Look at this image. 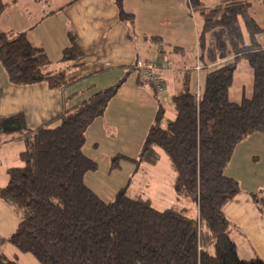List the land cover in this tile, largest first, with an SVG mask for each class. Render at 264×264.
<instances>
[{
    "label": "trees",
    "instance_id": "obj_1",
    "mask_svg": "<svg viewBox=\"0 0 264 264\" xmlns=\"http://www.w3.org/2000/svg\"><path fill=\"white\" fill-rule=\"evenodd\" d=\"M190 1L203 17L202 49L207 34L222 27L234 56L207 71L199 88H191L189 75L184 76L183 89L171 99L176 116L166 117L161 104L138 157L117 153L111 169L129 158L146 170L163 150L177 175L176 190L197 203L198 213L188 215L173 205L157 208L144 192L129 189L131 183L114 200L86 183V172L98 168L83 150L86 130L104 114L125 76L36 127L26 124L22 112L0 116V135L17 131L25 141L23 165L9 167L8 182L0 185V198L21 213L9 240L41 264H264L261 256L240 255L223 210L240 190L239 181L226 173L236 146L249 134L264 132L262 26L250 0H223L211 8L202 0ZM116 3L120 18L133 22L123 0ZM7 4L0 0V13ZM82 53L73 39L60 61ZM241 57L252 67L253 88L250 96L234 101L229 89ZM0 62L15 84L46 82L51 89H64L78 79L69 75V67H53L24 31L0 30ZM260 208L264 214L262 199ZM0 264L22 263L0 252Z\"/></svg>",
    "mask_w": 264,
    "mask_h": 264
},
{
    "label": "crops",
    "instance_id": "obj_2",
    "mask_svg": "<svg viewBox=\"0 0 264 264\" xmlns=\"http://www.w3.org/2000/svg\"><path fill=\"white\" fill-rule=\"evenodd\" d=\"M6 1L8 4L0 13V30L24 31L34 45L46 51L53 67H69V75L78 79L64 89H51L46 82L15 84L8 80L0 62V116L22 112L26 124L36 127L53 119L66 107L126 77L104 114L86 130L83 150L98 162V167L101 161L110 165L112 156L117 153L133 157L130 151L144 143L161 104L166 117L176 116L171 99L183 89L184 76L189 75L190 83L195 78L199 88L207 71L234 56L222 27L207 34L202 49L199 33L203 17L190 0H123L125 10L133 14V22L120 18L116 0ZM202 1L208 8L225 3L223 0ZM250 1L251 12L262 26L258 39L264 49V0ZM73 39L83 53L75 60L60 61ZM138 59L162 65L159 73L164 81L163 92L156 91L135 67ZM244 59L248 61L245 57L239 59L229 89V97L234 101L252 94L253 71L249 61L246 63ZM239 75H246V82L236 85ZM233 90L237 91L234 96ZM24 147L25 141L17 131L0 135L2 183L8 182L9 167L23 165L20 152ZM160 151L162 158L165 152ZM160 160L147 167L154 183L159 181L156 166ZM226 173L234 176L240 185L239 192L223 206L238 251L240 245L247 255L243 257L264 258L263 206L260 208L261 199L264 200V132H253L236 146ZM3 201L0 198V204Z\"/></svg>",
    "mask_w": 264,
    "mask_h": 264
},
{
    "label": "rangeland",
    "instance_id": "obj_3",
    "mask_svg": "<svg viewBox=\"0 0 264 264\" xmlns=\"http://www.w3.org/2000/svg\"><path fill=\"white\" fill-rule=\"evenodd\" d=\"M244 61L248 63L246 59H244ZM243 81L246 82V75H239L236 85H239ZM197 87L194 78L191 83V88L194 89ZM232 92V96L237 93L236 90H233ZM12 132L13 131H11V133ZM142 146L137 150L130 151L131 154H134L132 155L134 158L138 157ZM113 157L114 155L112 158ZM100 164V167L96 170L88 172L90 174L86 176V181L96 192L104 196V198L106 197L114 200L116 196L121 193L122 188L128 183H131L129 189L132 188L135 191L139 189L144 192L146 196H151L150 198H152L153 205L157 208L163 209L167 206L173 205L181 208L188 215H196L198 213L197 203L191 200L187 195L180 194L176 190L175 185L177 175L169 163V157L166 153H163L160 162L156 166L159 181L155 183L153 182L152 177L150 178L148 176L149 173L147 169L145 170V164L139 166L129 158H122L121 166L117 168L111 169V162L110 165L105 161H101ZM0 182V184H6L2 183V181ZM116 187L117 189H115ZM262 194L264 195V192ZM20 218L21 213L16 210L11 203L4 200L3 203L0 204V252L4 253L9 258L17 259L22 264H41L31 252L18 249L9 240V236L17 228ZM234 234L237 235L238 231H234ZM238 247L240 255L242 257L244 254L247 256L241 249L240 245H238Z\"/></svg>",
    "mask_w": 264,
    "mask_h": 264
},
{
    "label": "built area",
    "instance_id": "obj_4",
    "mask_svg": "<svg viewBox=\"0 0 264 264\" xmlns=\"http://www.w3.org/2000/svg\"><path fill=\"white\" fill-rule=\"evenodd\" d=\"M135 67L143 72L146 79L154 85L158 92H163L164 81L159 73L162 65H160L159 62L148 59H138L135 63ZM199 67L200 66H198V68Z\"/></svg>",
    "mask_w": 264,
    "mask_h": 264
}]
</instances>
